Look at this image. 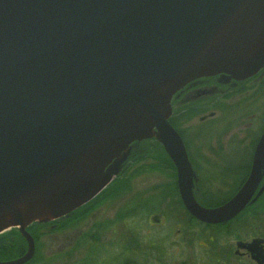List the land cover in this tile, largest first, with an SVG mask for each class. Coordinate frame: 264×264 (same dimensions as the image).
<instances>
[{
    "label": "water",
    "instance_id": "water-1",
    "mask_svg": "<svg viewBox=\"0 0 264 264\" xmlns=\"http://www.w3.org/2000/svg\"><path fill=\"white\" fill-rule=\"evenodd\" d=\"M264 67V0H0V235L69 216L117 176L131 147L155 140L185 211L224 225L264 193V133L250 174L215 208L169 123L187 84ZM212 116V115H211ZM264 264V241L237 243Z\"/></svg>",
    "mask_w": 264,
    "mask_h": 264
},
{
    "label": "rangeland",
    "instance_id": "rangeland-1",
    "mask_svg": "<svg viewBox=\"0 0 264 264\" xmlns=\"http://www.w3.org/2000/svg\"><path fill=\"white\" fill-rule=\"evenodd\" d=\"M223 106L227 109L219 118L201 123L197 113L176 125L193 155L195 199L205 207L227 201L239 187L242 177L234 180L225 172L219 179L215 166L247 161L260 125H264L259 114L253 120H242L241 115L235 124L228 115L233 110L227 103ZM154 142L136 146L138 155L113 177L109 183L113 186L101 204L92 205L90 217L60 232L39 229L38 263L255 264L236 245L254 238L264 240V212L251 209L257 208V202L222 229H206L198 221L194 224L181 208L175 171Z\"/></svg>",
    "mask_w": 264,
    "mask_h": 264
},
{
    "label": "flooded vegetation",
    "instance_id": "flooded-vegetation-1",
    "mask_svg": "<svg viewBox=\"0 0 264 264\" xmlns=\"http://www.w3.org/2000/svg\"><path fill=\"white\" fill-rule=\"evenodd\" d=\"M223 103H227L228 109L233 110L232 113L228 112V115L229 118L234 117L233 121L235 124H237L238 122L237 120L238 117L239 119H241V115L244 116L242 120L243 119L253 120L258 114L259 117L264 118V67L255 75L241 81H237L227 75H216L213 77L199 78L197 80L190 82L181 91H179L177 94L173 96L171 100L172 115L174 111L180 110L179 118L181 117L186 121L188 120L186 119L187 117L194 118L197 115V113H200L199 121L201 123H205L207 122V120L211 118L214 117L219 118L222 112L226 111L227 108L223 106ZM229 123H231V120ZM251 126H252L251 123L247 125V127H251ZM260 127L261 128L258 131L259 135L255 137L252 143V154L251 156H249V158H247V161H241L238 163H228L227 165L229 167L217 166V165L215 166L216 171L219 172V177H218L219 179L225 172H227V174L230 177H234L235 178L234 180H236L237 178L240 180L242 177V182L240 186L231 195V197H233L238 192V190L242 187L244 182L249 177L254 150L261 135L264 133V125L262 126L260 125ZM199 137H201V133L199 134ZM183 143L185 145L188 159L195 173V169L192 161L193 155L187 148L186 142L183 141ZM136 146L137 145H133L131 147L129 158L124 164L123 168H126L131 162V159L137 154V151H135ZM237 173L238 175H236ZM193 193H194V189H193ZM263 197H264V193L257 199L256 202H258ZM255 203L250 204L247 208L253 207ZM81 212H84V210L75 211L68 217L53 221V223L50 222L47 224H43L44 227L42 228L41 231L48 232V230L52 231L57 229V232H60L66 229H71L72 227H74V224L72 223H75L77 221L79 222L83 221L88 216L90 217L92 215L90 211L88 215L86 216L84 215L78 218ZM65 222L67 223V225H65ZM255 239L263 240L260 238H254L251 239L250 242ZM239 242L240 241H238L237 243ZM250 242H241V243H250ZM36 247L37 245H35L34 256L37 253ZM5 261L6 260H0L1 263H4Z\"/></svg>",
    "mask_w": 264,
    "mask_h": 264
},
{
    "label": "trees",
    "instance_id": "trees-1",
    "mask_svg": "<svg viewBox=\"0 0 264 264\" xmlns=\"http://www.w3.org/2000/svg\"><path fill=\"white\" fill-rule=\"evenodd\" d=\"M175 112H177L178 114L177 115H174ZM179 116H180V113L178 111H174L172 117L169 120V123L181 135V131H179L178 128L176 127L177 121H179V120L180 121H185V120L182 119L181 117L179 118ZM189 118L190 117H187L186 119H189ZM154 143L156 144V146L159 149H161V146H159V144H157L156 142H154ZM186 146L188 148V145L187 144H186ZM136 155H138V153ZM165 158H166V161L169 164L170 168L173 171H175L174 166L171 163V161L168 159V157L165 156ZM111 185L112 184L108 185V187L105 190H103L91 202H89L85 206H83L80 209H78V211H83L84 210V212H81L80 213L79 217H82L84 215L85 216L88 215V213L93 210V208H92L93 206L92 205L97 204L99 201H100V203H98V204H101L102 201L100 199L104 197L105 193H107L109 191V189H111V187L113 186V185L112 186ZM227 201H225V202H227ZM225 202H223L221 204H224ZM221 204H217V205H214V206H211V207L210 206H207V208H214V207H217V206H219ZM256 204H257V208H251V209H253V210H255V209H258L259 210V209H261L264 212V197L262 199H260ZM180 205H181V208L185 211V209L183 208V206H182L181 203H180ZM203 207H205V206H203ZM185 213H186V211H185ZM186 214L188 215L190 221H192L194 224L197 223L196 220H194L188 213H186ZM232 222L233 221H231V222H229V223H227L225 225H221V226H219V225L218 226L204 225V228L211 229V230H218V229H222L223 227H225L227 225H230ZM65 224H66V222H65ZM43 227H44L43 225L33 224V225H31L27 229V231L29 232V234L35 240V243L36 244H37V237H38L37 236V233H39V229H42ZM227 235H229V234H227ZM237 239H239V238H237ZM25 249H26V245H25L23 239L21 238V236L19 235V233L16 230H12L10 232H7L5 234L0 235V260H6L5 262H10V261L16 260V259H18V258H20V257H22L24 255ZM35 263H38L37 253L34 256V258L29 263H27V264H35ZM38 264H46V263L45 262H39ZM124 264H126V263H124Z\"/></svg>",
    "mask_w": 264,
    "mask_h": 264
}]
</instances>
